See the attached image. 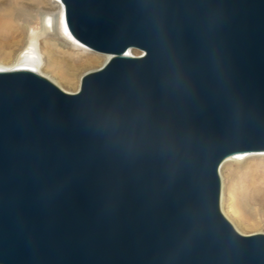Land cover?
I'll list each match as a JSON object with an SVG mask.
<instances>
[{"label": "water", "instance_id": "1", "mask_svg": "<svg viewBox=\"0 0 264 264\" xmlns=\"http://www.w3.org/2000/svg\"><path fill=\"white\" fill-rule=\"evenodd\" d=\"M61 2L109 58L76 92L0 69V264H264L220 177L264 152V0Z\"/></svg>", "mask_w": 264, "mask_h": 264}, {"label": "rangeland", "instance_id": "2", "mask_svg": "<svg viewBox=\"0 0 264 264\" xmlns=\"http://www.w3.org/2000/svg\"><path fill=\"white\" fill-rule=\"evenodd\" d=\"M58 5V0H0L1 14L7 6L20 11L14 18L17 32L0 28V67L28 62L31 57L25 52L33 49L39 71L65 91L76 92L83 74L101 67L108 57L69 39ZM48 17L53 25L45 30ZM244 154L220 167L221 208L239 232L264 233V152Z\"/></svg>", "mask_w": 264, "mask_h": 264}, {"label": "bare ground", "instance_id": "3", "mask_svg": "<svg viewBox=\"0 0 264 264\" xmlns=\"http://www.w3.org/2000/svg\"><path fill=\"white\" fill-rule=\"evenodd\" d=\"M59 1V9H60V11L62 12V14H63V17H64V22H65V26H66V20H65V10H64V5H63V3L61 2V0H58ZM17 13V14H16ZM19 13H20V11H17L16 9H14V8H12L11 6H7L6 8H4V14H1L0 13V28H4L7 32H13L14 30L16 31V30H18V28L17 29H15L13 26H14V18H16L17 16H19ZM23 14V13H22ZM21 14V15H22ZM44 28H45V30H46V28L47 27H49V26H52L53 24H52V22H53V20L50 18V17H48V18H45L44 19ZM19 30H21V29H19ZM24 30V29H23ZM14 31V32H15ZM13 32V33H14ZM17 32V31H16ZM24 32H26V29H25V31ZM66 33H67V36L69 37V39L71 40V41H73V42H75V43H78V44H80V45H82V46H85L84 44H82V43H80V42H78L76 39H74L71 35H70V33H69V31H68V29H67V26H66ZM49 43V42H48ZM50 46H53L54 47V44L53 45H50ZM85 47H87V46H85ZM55 48V47H54ZM87 48H89V47H87ZM90 49V48H89ZM26 53V55H29L30 57H31V60H28V62L26 61V62H24V64H17V65H14V66H12V67H0V69H11V68H30V69H34V70H36V71H38V72H40L39 71V66H38V63L34 60L35 58H37V59H39V57L37 56V55H35V51L33 50V49H31V50H28L27 52H25ZM24 54V53H23ZM107 57L109 58V55L107 54ZM38 67V68H37ZM41 73V72H40ZM42 74V73H41ZM244 155H246V154H243V153H241V154H238V155H235V156H230V157H228L224 162H226V161H229V160H231V157H239V156H244ZM233 159V158H232Z\"/></svg>", "mask_w": 264, "mask_h": 264}]
</instances>
